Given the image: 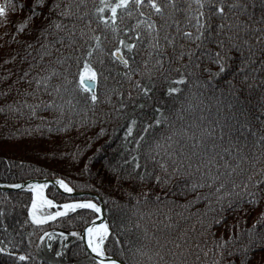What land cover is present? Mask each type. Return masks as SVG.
Here are the masks:
<instances>
[{
	"label": "trees",
	"instance_id": "obj_1",
	"mask_svg": "<svg viewBox=\"0 0 264 264\" xmlns=\"http://www.w3.org/2000/svg\"><path fill=\"white\" fill-rule=\"evenodd\" d=\"M172 2L163 16L142 6L145 17L130 3L131 15L118 9L105 27L95 12L100 0H46L35 17L27 10L34 0H11L15 8L0 16V182L59 177L101 195L112 230L107 254L126 264H264V149L255 143L264 135V0H241L247 7L231 12L233 0H224L227 18L213 15L203 40L182 35L197 30L195 0ZM145 18L157 26L151 34L137 23ZM93 36L100 40L90 58L94 104L73 90L77 60ZM217 40L227 49L223 72L214 62L223 51ZM115 47L127 67L110 55ZM178 72L187 79L169 95ZM138 82L151 91L146 95ZM251 191L259 203L247 202ZM47 194L58 203L72 199L52 186ZM31 200L27 191H0V247L7 249L0 264H98L72 235L96 214L78 209L35 224Z\"/></svg>",
	"mask_w": 264,
	"mask_h": 264
},
{
	"label": "snow or ice",
	"instance_id": "obj_2",
	"mask_svg": "<svg viewBox=\"0 0 264 264\" xmlns=\"http://www.w3.org/2000/svg\"><path fill=\"white\" fill-rule=\"evenodd\" d=\"M197 5V11L195 13V23H196V32L193 34L192 32H184L182 35L186 38H190L193 40H203L205 38V26L210 25L211 17L213 15H219L221 19L227 18V13L225 11V3L224 0H195ZM130 3L135 5V8L137 10H140L143 7H147L152 10V12L159 14L161 16L164 15V10L168 5L170 4L172 8H175V4L172 2V0H168L167 4H162L158 2V0H115V2H105V0H100V6L96 7L95 12L98 14V20L104 23L105 27H108L109 24L112 21H115L117 19V12L118 9L120 12H127L129 15H131V12L129 11ZM46 5V0H34V3L27 5V10L31 14L32 17H35L39 14L38 10L43 9V7ZM15 8V5L11 3V0H9L8 3L0 4V16H5L9 10V8ZM26 6L24 4L20 5L21 10H23ZM52 9L60 8L61 5L58 3H53L51 5ZM229 12L233 8H246L247 5L241 3V0H233L232 3L226 5ZM207 8V15L205 12V9ZM105 9L110 10V16L105 15ZM63 15L67 16L69 15L67 9L65 8L63 11ZM139 15L141 17H145V12L140 10ZM189 15H192L191 12H189ZM232 15H235L234 12H232ZM264 19V17H262ZM237 21H239V18L237 17ZM28 22V17H25L23 23ZM138 24L143 23L146 24L147 28L149 29V34H151V30L156 28V24L154 21H151L150 18H145L142 20L137 21ZM112 29L115 31V24H112ZM57 27H59V24H57ZM218 29H223L225 27L224 23H220L217 25ZM230 28H236L237 32L241 31L242 29L239 27V24H232L231 21L229 22ZM125 31L127 32L128 29L126 28ZM211 32H209V35ZM135 35L137 37L140 36V32H136ZM157 35H159V32L157 30ZM261 35H264V28L261 29ZM92 39L95 40V44H91L88 47V50L83 54L82 61L80 59L77 60L78 64V75L74 79L73 82V90L77 91L78 93L86 92L87 95L84 96L85 102H91L96 103L99 99L96 93V82H97V71L93 67L90 58L93 55V49L100 48V40L98 36H93ZM236 39H239V36L236 37ZM256 39L259 41L260 36H257ZM165 40L169 44L172 43L171 40L168 39L167 36H165ZM218 47L223 51H217L215 53V63L219 66L218 72H223L225 68L227 67L226 59L227 57V49H225V45L222 41L217 40L216 41ZM243 43H247V41H243ZM119 44L123 46L124 48H127L131 50L134 47L133 43L126 42L125 40H120ZM154 47H160L159 41L157 40V43L154 45ZM183 47V46H182ZM231 47H236L235 44H232ZM111 56L118 59L119 62L127 67L129 64L128 59H126L125 54L122 52L121 47H115L114 50L110 53ZM192 55L191 50H189V56ZM157 64L160 63L159 60L156 62ZM82 64V67L79 66ZM218 74V73H214ZM125 75H128V73H125ZM247 78V77H246ZM67 80V76L65 77ZM186 76L182 73L178 72L173 82L170 84V86L167 87V94H175L182 91L181 85L186 81ZM37 83L39 84L40 81L38 80ZM137 87L141 88V91H143L146 95L148 94L151 89H149L146 86H141L139 82L137 83ZM123 107V105H121ZM231 107V105H230ZM159 112L160 110L157 109ZM135 123V121H132L128 126V131L131 132L132 125ZM155 124H160L161 121L159 117L154 121ZM244 127H247V125H243ZM147 127V125H146ZM253 136H255V132L252 133ZM221 138H223V133H221ZM196 143H200V141H196ZM255 143L260 144L262 149H264V135L260 137L259 140L255 141ZM214 147V146H213ZM227 151V150H225ZM237 151H241V149H237ZM262 155H264V152H262ZM244 159H248L247 156L244 157ZM139 167V165H137ZM163 167V164L161 165ZM217 167H219L217 165ZM225 167H230L229 165L225 164ZM175 171V169L173 170ZM141 180L144 179V175L140 174L139 177ZM215 179H219V177H215ZM251 179V177H249ZM156 180L159 181L160 177L156 176ZM262 181L257 180L256 183H261ZM57 184H59L62 188L65 189V191L71 192L72 189L69 187L67 183L63 179H57ZM202 186V185H201ZM15 187L19 188L21 185H15ZM32 189L33 198H32V207L29 209V216L31 217L33 223L35 224H42L46 220L55 219L58 216H64L70 211H75L76 209H90L94 214L100 213L102 211L101 207L98 203L93 202L92 200H73L68 203H64L63 205H60L58 210L55 212H52L48 215H37L33 210L37 208L38 206H42L44 204H47L49 206L53 205V201L47 199L43 195L42 189L46 187L44 184H36V185H29ZM193 188L196 187V185H192ZM220 187H223L221 184ZM233 188H236L237 185L233 184ZM245 188H247V183H245ZM247 195L250 197V199L247 201L250 204L259 203L261 196L257 194L256 191L248 192ZM38 198L40 201V204L38 205ZM47 236L48 233H45ZM61 236H64V233H60ZM73 236L80 235L79 233L73 232ZM85 235H86V242L87 247L91 250L92 253L95 254V257L98 259V264H120L116 259L109 258L107 254L106 244L105 241L109 236V228L107 224L100 223V224H90L85 229ZM43 239V237H41ZM7 249L5 247H0V253L6 252ZM247 251V249L245 250ZM11 256L16 257L19 261H27L29 257L25 255L23 252L17 254L15 252L8 253ZM57 256L61 255V253L58 251L56 253ZM243 255V253H242ZM241 264H244L243 261H241Z\"/></svg>",
	"mask_w": 264,
	"mask_h": 264
},
{
	"label": "water",
	"instance_id": "obj_3",
	"mask_svg": "<svg viewBox=\"0 0 264 264\" xmlns=\"http://www.w3.org/2000/svg\"><path fill=\"white\" fill-rule=\"evenodd\" d=\"M58 178H32V179H27L25 181L19 182V183H2L0 182V191L1 192H10V191H22V190H27L30 191L31 188L28 187L29 185H36V184H44V185H51L57 189L58 192L69 196V197H83V196H90L93 197L94 199L97 200L99 206L101 207L102 211L98 214V216L92 220L88 225H86L83 230L80 232V238L83 244L84 249L87 251V253L93 257L96 261L98 259L95 257V254L91 252V250L87 247V242H86V235H85V229L90 225V224H100V223H105L109 227L107 216H106V206L104 203V199L102 196L92 193V192H83V191H74L72 190L71 192L65 191L64 188H62L59 184L56 183ZM60 179V178H59ZM66 183V182H65ZM15 185H21V187L17 188ZM110 227H109V233H110ZM109 258H114L120 264H126L122 259L113 256V255H108Z\"/></svg>",
	"mask_w": 264,
	"mask_h": 264
},
{
	"label": "rangeland",
	"instance_id": "obj_4",
	"mask_svg": "<svg viewBox=\"0 0 264 264\" xmlns=\"http://www.w3.org/2000/svg\"><path fill=\"white\" fill-rule=\"evenodd\" d=\"M8 183H10V182H8ZM40 203H38V205H39ZM42 206H44V205H42ZM42 206H38L37 208H41ZM37 208H35L33 211L37 214V215H40V213H38L39 211L37 210ZM45 214H50V213H45ZM46 221H48V220H46Z\"/></svg>",
	"mask_w": 264,
	"mask_h": 264
},
{
	"label": "bare ground",
	"instance_id": "obj_5",
	"mask_svg": "<svg viewBox=\"0 0 264 264\" xmlns=\"http://www.w3.org/2000/svg\"><path fill=\"white\" fill-rule=\"evenodd\" d=\"M32 190V189H31ZM43 195L46 197L45 193H44V188L42 189ZM48 199V198H47ZM38 203H40L39 198H38ZM47 205V204H44Z\"/></svg>",
	"mask_w": 264,
	"mask_h": 264
}]
</instances>
